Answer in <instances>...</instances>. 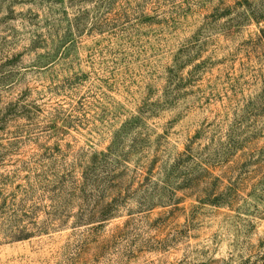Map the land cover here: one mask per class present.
Wrapping results in <instances>:
<instances>
[{
	"label": "rangeland",
	"instance_id": "obj_1",
	"mask_svg": "<svg viewBox=\"0 0 264 264\" xmlns=\"http://www.w3.org/2000/svg\"><path fill=\"white\" fill-rule=\"evenodd\" d=\"M0 264H264V0H0Z\"/></svg>",
	"mask_w": 264,
	"mask_h": 264
}]
</instances>
